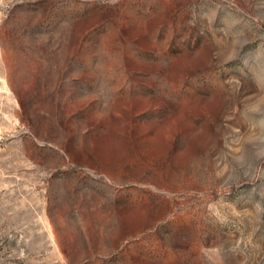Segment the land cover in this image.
Wrapping results in <instances>:
<instances>
[{"label": "rangeland", "instance_id": "1", "mask_svg": "<svg viewBox=\"0 0 264 264\" xmlns=\"http://www.w3.org/2000/svg\"><path fill=\"white\" fill-rule=\"evenodd\" d=\"M0 264H264V0H0Z\"/></svg>", "mask_w": 264, "mask_h": 264}]
</instances>
